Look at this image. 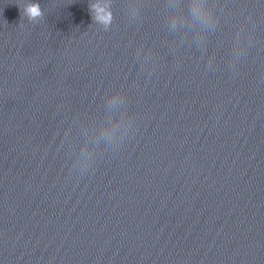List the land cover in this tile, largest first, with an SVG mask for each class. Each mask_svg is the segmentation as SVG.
<instances>
[{"label": "clouds", "instance_id": "clouds-1", "mask_svg": "<svg viewBox=\"0 0 264 264\" xmlns=\"http://www.w3.org/2000/svg\"><path fill=\"white\" fill-rule=\"evenodd\" d=\"M89 9L94 23H111L110 13H106L98 3L89 4ZM23 15L26 16L27 20L30 22H38L43 17V12L38 3H28L23 8ZM194 15L206 22V15L202 12L200 5L194 6Z\"/></svg>", "mask_w": 264, "mask_h": 264}]
</instances>
